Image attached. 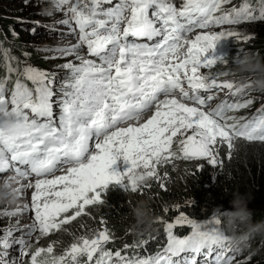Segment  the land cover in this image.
Wrapping results in <instances>:
<instances>
[{"label":"snow or ice","instance_id":"snow-or-ice-1","mask_svg":"<svg viewBox=\"0 0 264 264\" xmlns=\"http://www.w3.org/2000/svg\"><path fill=\"white\" fill-rule=\"evenodd\" d=\"M231 2L50 0L63 13L56 24L68 29L60 34L78 33V40L56 49L55 58L65 61L63 77L25 66L11 89L7 77L0 79V105L8 106V118L23 129L0 135V180L14 182L17 198L31 190L30 205L10 215L32 213V223L20 227L17 221L0 235V264H18L20 257L27 258L25 264H240L238 251L220 235V213L198 220L179 207L173 222L156 217L165 240L154 252L147 250L151 236L108 248L115 236L104 219L91 236L74 237L59 254L55 242L46 247L32 242L34 234L38 244L88 215L89 206L103 205L109 186L143 194L155 179L166 190L158 175L161 165L206 161L222 168V146L230 160L238 141L264 144V107L249 117L234 113L250 108V98L211 106L225 89L231 96L249 93L221 80L229 76L227 69H213L225 60L206 53L221 39H239L234 29L242 23L264 22V6L225 8ZM3 56L15 59L7 51ZM118 160L128 167L110 172ZM137 179L146 183L138 186ZM177 226H186L188 233L174 231ZM13 249L19 256L11 254Z\"/></svg>","mask_w":264,"mask_h":264},{"label":"trees","instance_id":"trees-1","mask_svg":"<svg viewBox=\"0 0 264 264\" xmlns=\"http://www.w3.org/2000/svg\"><path fill=\"white\" fill-rule=\"evenodd\" d=\"M41 9H50V14H42ZM56 14L50 0H0V79L7 77L6 86L9 89L25 66H34L38 70L63 77L61 65L65 61L55 58L58 55L56 49L60 46L45 48L40 45L45 38L63 39L67 36L60 34L67 33L68 29L56 24V21L63 19ZM247 24L253 26L250 32L256 37H248L242 46H236L235 52L229 50L226 56L223 55L222 58L226 62L223 68L234 67L236 61L243 56V51L264 58V22ZM33 27L35 32L31 34ZM45 49H50L51 52ZM5 51L15 59L9 61L4 58ZM9 68L15 71L9 72ZM249 98L263 97L256 91L250 94ZM255 104L254 101L253 105ZM246 112H250V108L240 110L237 116H242ZM249 144L255 147L236 143L230 160L226 158L228 151L226 145L222 146L219 151V156L223 160L222 168H213L207 165L206 161L183 160L159 166L160 182L166 185V190L161 189L160 183L155 179L148 181L151 187L145 189L143 194H133L130 191L125 192L119 186H109L103 193L102 198L105 200L103 205L89 206L86 209L88 215H82L75 221L63 225L61 231L40 238L38 244L33 243L38 247H46L49 243L55 242L54 250L59 254L73 242L74 237L91 236L92 230L100 228L99 221L104 219L115 236V242L110 243L108 248L113 250L118 248V242L130 244L151 236L153 239L147 245V250L154 252L165 240L163 224L155 220L152 228L145 235L140 237L133 235L129 231L134 223L131 207L137 201H146L154 217H163L168 222H173L179 215L175 210L177 207L190 218L199 220L210 218L213 212L230 211L232 194L238 192L251 198L249 208L253 213L252 222L264 221V145L261 143L246 145ZM173 147L175 148V144ZM198 165H203V168L198 170ZM120 169L122 166L117 161L109 171L122 172ZM17 201L6 196L0 198V203L3 204ZM164 207L169 208L167 213L163 211ZM10 211L8 217L1 223L0 235L7 232V228L18 216V214L10 215L16 212L17 208H12ZM174 230L181 235L185 234L182 226H177ZM11 254L16 256V250L13 249ZM144 254L146 255L147 252ZM237 260L240 264H264V231L255 234L247 241L245 251L242 254L238 253ZM26 261L27 258L24 262ZM18 264H24L23 259Z\"/></svg>","mask_w":264,"mask_h":264},{"label":"clouds","instance_id":"clouds-1","mask_svg":"<svg viewBox=\"0 0 264 264\" xmlns=\"http://www.w3.org/2000/svg\"><path fill=\"white\" fill-rule=\"evenodd\" d=\"M159 3L170 5L172 3V0H159ZM242 3L249 4L254 10L257 11L262 6H264V0H232L231 4L225 5V8L237 7ZM41 13L50 14V9H41ZM242 25L248 24L242 23L240 26ZM248 37H256V35L250 32V35L247 36V38ZM233 44L236 45V42H234L231 37L227 39H221L216 44V46H218L221 50V58L223 57V55L226 56L228 54L229 49ZM226 71L228 72L229 76L234 78L232 79V81L234 82L237 90H244L247 87L248 89L246 90L249 95L256 91L264 92V58H261L252 53H245L234 67L228 68ZM249 78H251L250 86ZM249 95L244 96L240 94L237 96H231L228 94V90L225 92L222 91L217 93L215 99L211 102V106L215 107L218 103L225 99L229 101H242L248 99ZM255 99L252 100L254 101ZM262 105H264V103ZM257 110H255L254 105H252L250 106V112H246L242 116L250 117L251 115L255 114ZM8 112L9 109L7 105H0V117L3 118V121L0 122V135H3L5 137L23 130L21 125H18L8 118ZM234 114L237 115L238 113ZM238 142L244 144L245 146H253L250 144L246 145L248 143L244 141ZM143 183H146V181L137 179L138 186ZM13 184L14 182L10 178H5L3 180V183L0 184V198L5 196L13 199L15 198L16 193L14 191ZM250 199L251 198L249 196L241 195L238 192L233 193L232 199L230 201L231 210L220 213L223 224L220 235L222 237H227V243L233 251H238L234 253L236 257H238V253L241 252L242 254L245 251L247 241L251 239L252 236L260 233L261 231H264V221H260L257 223L252 222L253 213L249 208ZM131 215L133 217L134 223L130 226L129 231L137 237L145 235L148 230L152 228L156 220V217L153 216L152 210L146 201H137L136 204L131 207ZM182 228L185 234H187L189 231L188 228L186 226H182ZM239 229L243 230L240 231ZM124 244V242H118V248H115V250L122 249Z\"/></svg>","mask_w":264,"mask_h":264},{"label":"rangeland","instance_id":"rangeland-1","mask_svg":"<svg viewBox=\"0 0 264 264\" xmlns=\"http://www.w3.org/2000/svg\"><path fill=\"white\" fill-rule=\"evenodd\" d=\"M175 4L177 6H179L180 5L179 0H175ZM56 16L60 17V18H64L62 12H57ZM251 29H252V26H250V25H242V26L239 25L238 28H235L234 30L239 32V39L233 38V41L236 42V45L233 44L229 50L232 52H235L237 50L236 46H242L244 44L247 36L250 35ZM77 40H78V33H76L75 35H71V36L67 35V37H65L63 39L45 38L41 41L40 45L45 47V48L57 47V46L65 47V46H70L71 44H75L77 42ZM238 48H241V47H238ZM47 52H51V51H47ZM206 56H209L211 58L221 57V50L218 46H215V48L211 52L206 53ZM224 66H226V65L225 64L223 66L217 65V68H214L213 71H218ZM207 71H208L207 69H202V72L206 73ZM220 79L221 80H225V79L232 80L229 77H220ZM225 91H227V90L226 89L223 90V92H225ZM258 94L261 95L263 98H256L254 100L256 103L254 105L255 110L259 109L260 106L264 103V92H258ZM237 143L245 146L244 144H241L239 142H237ZM246 147H255V146H246ZM121 163H122L123 167L120 170L123 172L124 170H126L127 167H125V166H127V164L123 160H121ZM2 183H3V180H0V184H2ZM30 195H31V190L25 191L23 194V197H21V198H17V197H15L14 199L10 198L12 200H18L17 202H13L10 204L9 203H5V204L0 203V226H1V223L3 222V220L5 218H7L9 213L11 212L10 209L18 208V206L22 207L24 204L30 205ZM21 216L22 215L18 214L17 218L13 220V223H17V221L20 219ZM20 224L23 225L22 222H20ZM32 241H36V238L34 236L32 238Z\"/></svg>","mask_w":264,"mask_h":264}]
</instances>
